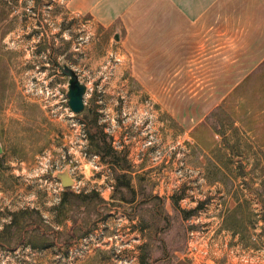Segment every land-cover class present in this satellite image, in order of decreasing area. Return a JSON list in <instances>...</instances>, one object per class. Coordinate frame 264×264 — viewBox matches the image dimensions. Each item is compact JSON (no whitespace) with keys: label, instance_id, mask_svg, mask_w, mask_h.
Segmentation results:
<instances>
[{"label":"rangeland","instance_id":"rangeland-1","mask_svg":"<svg viewBox=\"0 0 264 264\" xmlns=\"http://www.w3.org/2000/svg\"><path fill=\"white\" fill-rule=\"evenodd\" d=\"M161 1L152 24L104 27L67 0H0V264H264V61L221 22L180 34ZM51 54L88 86L83 112ZM98 126L133 191L91 146ZM66 167L103 201L59 214ZM22 209L38 248L36 225L7 228Z\"/></svg>","mask_w":264,"mask_h":264},{"label":"crops","instance_id":"crops-1","mask_svg":"<svg viewBox=\"0 0 264 264\" xmlns=\"http://www.w3.org/2000/svg\"><path fill=\"white\" fill-rule=\"evenodd\" d=\"M158 1L67 0V8L77 15L89 16L90 19L104 27H111L118 22L136 27L153 23L156 16L147 17L142 12L153 8V4ZM160 3H163L164 8L169 11L167 16H170L168 17L170 25L176 26L177 31H181L180 34H183L184 22L193 27L214 25L215 29L216 25L221 22L220 25L228 27L220 30L222 36L225 35V43L244 41L246 46H249L244 49L245 54L240 56L260 59L257 63H263L264 0H162ZM249 14H251V19H245ZM223 16H226L225 19H221ZM243 18L246 21H243ZM234 20H236L235 23ZM243 24H245L244 27L248 26L251 29L240 31L242 34L240 36L230 30L232 26ZM256 68L248 67L245 72H257Z\"/></svg>","mask_w":264,"mask_h":264},{"label":"trees","instance_id":"trees-1","mask_svg":"<svg viewBox=\"0 0 264 264\" xmlns=\"http://www.w3.org/2000/svg\"><path fill=\"white\" fill-rule=\"evenodd\" d=\"M92 114H94V110L92 109L91 111L88 110V115L91 116ZM100 130H98L95 133H92L90 131V129L88 130V136H89V140L91 142V146L93 147V149L95 150L96 153L101 154V158L103 161L108 162L110 164L113 165L114 168H117V174H116V184L115 187L119 190V189H125L127 191H130L132 189V184H131V180L128 177V169L126 167V158H125V154L123 153H118L117 151H115L109 144V142L107 141V136L103 133V131L101 130L102 126H98ZM121 171V172H120ZM120 199L122 200H127L126 197H121ZM96 200H100L103 201L101 199V197L95 193H75L72 188H66L63 191V195L61 197V202L58 206V212L60 213H65L66 211V205H70L71 208H82L83 206L87 207L90 204L94 205L98 204V202ZM175 204L177 203V199L174 200ZM235 211L237 212L236 208ZM185 213V218H188L191 214H193V212L195 211H183ZM33 211H28V209H22L19 210L15 213L12 214V219L10 224L7 226V228L9 229H16L19 230L20 232H22L24 230V225L25 226H34V230L36 231L35 234H30L28 238H30L29 240L31 241L29 244H31V246L33 248H38V246L36 245V238L39 237L40 234V238H45L48 236L46 235V232H40V225L38 224V219L37 217H34V215H32ZM234 213V212H233ZM236 214V213H235ZM232 214V217L233 215ZM231 217V216H230ZM32 218V220L30 219ZM39 220L41 222V218L39 217ZM235 223V224H234ZM227 224L226 227H229V229L233 230V231H237L236 230V221H231L230 218L227 219ZM75 230L78 228H74ZM74 230V232H75ZM73 232V231H72ZM56 233H59L58 231H56ZM28 234V233H27ZM14 236V235H13ZM20 237L17 236V240H19ZM48 240V239H46ZM141 262L144 264V259L141 258Z\"/></svg>","mask_w":264,"mask_h":264},{"label":"water","instance_id":"water-1","mask_svg":"<svg viewBox=\"0 0 264 264\" xmlns=\"http://www.w3.org/2000/svg\"><path fill=\"white\" fill-rule=\"evenodd\" d=\"M118 39V35L115 36ZM51 60L58 71L67 77V104L72 112L78 114L85 110V96L88 92V86L83 82L78 73L67 62H59L53 54ZM54 176L60 181L63 188H70L77 184L76 179L71 175L69 168H64L61 171H55Z\"/></svg>","mask_w":264,"mask_h":264},{"label":"built area","instance_id":"built-area-1","mask_svg":"<svg viewBox=\"0 0 264 264\" xmlns=\"http://www.w3.org/2000/svg\"><path fill=\"white\" fill-rule=\"evenodd\" d=\"M60 186H61V184H60Z\"/></svg>","mask_w":264,"mask_h":264}]
</instances>
